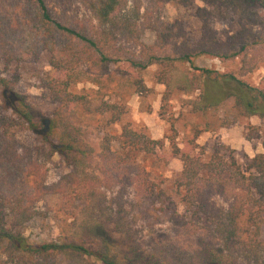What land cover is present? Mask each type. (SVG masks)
I'll return each instance as SVG.
<instances>
[{"label": "trees", "instance_id": "1", "mask_svg": "<svg viewBox=\"0 0 264 264\" xmlns=\"http://www.w3.org/2000/svg\"><path fill=\"white\" fill-rule=\"evenodd\" d=\"M128 1L85 0L86 19L53 12L48 0H11L7 18L0 8V61L5 63L0 68V264H53L59 259L67 264H166L127 233L126 201L113 188L128 181L150 201L147 224L166 215L187 243L195 244L196 264H264V136L263 151L253 156L215 141L203 157L205 146L197 142L201 133L227 124L215 112L230 99L234 119H264V88L241 78L264 68V28L253 30V6L264 7V0H202L206 6H193L194 15L204 21L194 46L187 40L168 43L166 26L155 30L154 43H144L136 9L130 12ZM177 1L190 7L194 0ZM217 6L238 16L239 29L225 39L207 18L213 15L209 7ZM127 41L137 49L126 48ZM41 53L48 56L49 68L35 69L34 85L55 104L50 112L38 110L17 90L19 66H11ZM198 57L222 63L239 59V73L198 66ZM119 62H125L124 70L116 66ZM154 63L160 67L157 81L166 87L162 101L172 89L196 92L189 112L208 116L191 124L182 147L170 136L165 163L177 157L182 168L167 181L151 168L162 140L128 124L117 134L109 132L125 112L127 95L147 89L142 72ZM183 64L187 70L178 72ZM79 83L96 88L73 90ZM117 93L120 100L113 101ZM89 118L102 132L97 150L86 138ZM17 129L31 133L32 149L21 152L14 146ZM54 155L68 172L43 187L38 161ZM146 159L152 160L150 168L143 164ZM45 193H61L59 211L71 222L62 221L54 239L35 243L23 226Z\"/></svg>", "mask_w": 264, "mask_h": 264}, {"label": "rangeland", "instance_id": "2", "mask_svg": "<svg viewBox=\"0 0 264 264\" xmlns=\"http://www.w3.org/2000/svg\"><path fill=\"white\" fill-rule=\"evenodd\" d=\"M0 2L4 5V7H0L4 16L9 17L7 6L11 0H0ZM48 3L53 12L64 11L80 19H86L89 15L85 0H48ZM193 6H206V4L202 0H194L193 5L190 7H184L177 0H169L157 5H153L151 0H129L127 4L130 12L136 9L135 15L140 26V38L144 43H154L156 41L155 30L166 26L168 43L173 45L180 43L182 40H187L191 46H194L198 41L204 23L202 19L194 15L195 8ZM209 8L213 15L207 17L208 21L212 28L217 31L220 39H225L239 29L238 16L234 12L221 6ZM253 10L257 13V23L254 24L253 30L254 32L262 31L264 28V7L260 3H256ZM124 46L131 50L137 49L133 41H127ZM48 59L45 53H41L37 58L26 56L19 64H11V66H19L17 90L26 95L28 101L38 110L46 112H50L55 104L49 100L43 88L34 85V76L35 69L47 70L49 68ZM194 63L198 66L232 72L236 76L239 73V59L222 63L216 58L198 57L194 59ZM116 66L124 70L126 65L125 62H119ZM4 67V61H0V68ZM112 67L114 68L115 65ZM187 68L188 66L185 64L179 65L178 72L187 70ZM159 71V65L154 63L142 72V80L147 89L143 93L133 92L127 95L126 100H124L125 112L121 114L117 123L112 124L109 132L117 134L123 125L128 124L133 129L142 130L153 139L162 140L164 147L161 150H156L158 160L153 163L151 168L167 181L172 180L182 168V161L177 157H173L167 164L165 163V156L171 154L170 136H173V142L178 147H182L183 140L186 138L187 130H189L191 124L200 122L204 117L207 120L208 116L189 112V100L195 98L196 92L184 93L172 89L166 95V99L162 101L166 87L163 83L157 81L156 74ZM241 78L252 86L264 88L263 67H259ZM83 86L96 88L89 83H79L76 87H73V90L79 91ZM117 95L118 93L111 96L113 101L120 100ZM99 98L100 96L97 101H94L96 105L100 103ZM231 104L232 100L230 99L215 112L216 116L227 120V124L223 127L205 131L198 137L197 142L205 146L203 157L209 154L211 145L215 141L242 151L248 156L263 151L261 141L264 136V119L258 115L239 116L234 119L229 112ZM93 121L92 118L88 119L90 125L87 126L85 132L86 138L97 150L102 132L94 128ZM33 145L34 140L29 131L16 130L14 146L18 147V150L22 152L21 149L23 148L32 149ZM139 159H141L140 156ZM26 161L27 156L22 157L21 163L23 164ZM38 162L41 165L39 179H41L43 187L45 184L48 185L58 181L63 174L68 172V169L57 155L52 156L49 160ZM139 162H142V160ZM151 163V159H146L143 162L146 168H150ZM135 169V166L129 168L132 172ZM32 185L29 182V186ZM134 186L133 183L128 181L113 188L119 190L124 202L126 201L125 205L128 210L125 213L128 221L127 233L141 241L142 249L156 254L166 264H196L195 244H188L185 238L176 230L174 222L168 219L166 215L153 218L158 219L154 225L147 224L146 220L150 218L148 211L150 201L144 200L139 194L135 193ZM61 200V193H45L34 202L31 216L26 218L23 226L24 233L31 242L40 243L54 239L57 237L58 226L62 224V221L71 222V218L59 211ZM176 208L181 211V207L176 206ZM193 241L192 243H194ZM68 262L59 259L54 261L53 264H67ZM77 262V264H99L93 260L89 262L80 260Z\"/></svg>", "mask_w": 264, "mask_h": 264}]
</instances>
